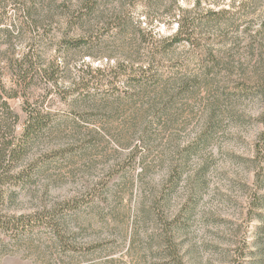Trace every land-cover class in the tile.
Returning a JSON list of instances; mask_svg holds the SVG:
<instances>
[{
	"label": "rangeland",
	"instance_id": "obj_1",
	"mask_svg": "<svg viewBox=\"0 0 264 264\" xmlns=\"http://www.w3.org/2000/svg\"><path fill=\"white\" fill-rule=\"evenodd\" d=\"M240 1L230 25L207 23L204 15L234 0H200L195 10L198 0H96L93 10L92 0H31V16L7 8L0 79L19 115L18 135L28 108L47 114V132L28 161L48 155L31 181L0 201V264H170L158 251L162 225L148 220L145 199L178 157L188 162L168 212L189 208L176 237L185 264H264V155L257 151L264 145V92L258 83L238 89L264 66V2L238 7ZM178 6L201 18L198 30L207 34L200 42L209 36L203 47H214L217 58H199L198 44H178L167 60L193 85L156 88L175 102L149 124L148 100L131 99L129 84L102 85L108 72L98 69L144 60V46L176 33ZM79 36L87 42L61 41ZM29 52L47 65L58 58L57 85L33 70L20 82L13 62ZM73 198L78 207L71 209ZM61 210L64 240L50 225ZM20 215L33 223L18 229Z\"/></svg>",
	"mask_w": 264,
	"mask_h": 264
},
{
	"label": "trees",
	"instance_id": "obj_2",
	"mask_svg": "<svg viewBox=\"0 0 264 264\" xmlns=\"http://www.w3.org/2000/svg\"><path fill=\"white\" fill-rule=\"evenodd\" d=\"M0 8L2 11L0 13V25L4 20V15L7 13V8L15 6L18 10H24L25 14L28 16L32 15L33 11V2L31 0H4ZM235 1L232 3L229 9L222 8L219 10L208 9L204 15L207 23H211L213 20L218 22L225 21L231 23V18L233 22L236 19L238 14L235 7ZM264 0H242L239 2L238 7H244L248 2H257ZM145 2V0H144ZM200 5V0L195 4L194 9ZM97 6L96 0H92V10ZM122 9V8H121ZM1 10V9H0ZM178 11H180V16L176 19L178 28L176 33L173 35L161 38L154 41V43L144 46L146 58L142 61L133 62V59L124 60L120 62L119 60L113 66H109L107 69L99 68L98 70L105 74L108 72L107 77L101 78L100 83L102 85H112L117 83H124L132 85L133 89L129 93L131 99H136L140 95L143 96V101L148 100V105L145 108V119L148 120L149 124H153L163 116V112L166 107L174 103V97H166L167 95L162 96L164 90L160 89L155 91L159 87H173L179 89L189 88L193 84L189 81V77L185 74H181L178 71L174 70L175 63H170L171 61L167 60V56L174 54V51L177 50L176 46L181 43L195 46L196 44L200 45L199 58L204 56L206 53L212 57V59L217 58L215 48L204 49L203 46H208L210 43L207 42L209 36L204 37L205 42L201 43L200 41L203 38L202 35L207 34L205 31H199L200 20L197 15H192V11L184 9L181 6H178ZM176 10V11H177ZM112 13L114 15H121L116 11ZM234 18V19H233ZM25 24V21H23ZM235 32H239L238 26L235 28ZM233 29V32H234ZM208 35L211 34V30L208 31ZM224 31L220 29V37L225 36ZM260 31V30H257ZM240 32H246V30H241ZM218 33V32H217ZM212 36V35H211ZM66 42L67 46H80L87 42V39L83 36L70 39H61V41ZM31 52L24 54L19 58H16L13 62V66L17 69L18 77L20 82H26L28 77H34L32 70L40 76L47 78L50 82L57 85L59 82V73L62 70V63L56 58L55 61H51L50 64H45L41 62L40 55L34 54L33 57L29 58ZM177 62V61H176ZM183 65V64H182ZM19 83V84H21ZM264 92V66L261 68L259 73L249 81V83L242 84L238 86L239 90L245 91L246 88H250L251 84H256ZM80 84V83H79ZM83 90L86 86L81 82ZM84 85V86H83ZM250 85V87H248ZM155 87V88H153ZM240 87V88H239ZM264 95V94H263ZM12 97L8 94L7 89L4 87L2 79H0V201L4 202L10 188L12 186H22L25 185L28 181H31L36 173L40 172L42 166L47 163V155L44 154L41 159L35 160L29 163V156L33 153L34 148L38 146L41 142L44 134L47 132V114L43 112L40 108H28L27 109V118L24 121L23 132L22 134H17V128L20 125L19 115L13 109L9 103V98ZM156 100V101H155ZM157 100L161 102H157ZM148 129V128H147ZM257 151L259 155H264V145H258ZM45 156V157H43ZM179 163L173 161L169 166V175L165 179V183L158 190L153 188L150 190L148 197H146V204L149 205V209L145 212L149 221H152L158 226L162 225L160 233V241L162 244L159 245L158 251L164 256H168L171 260L170 264H185L184 258L180 252L179 244L176 241V237L179 234L178 232L184 231L186 228V218L188 217L189 208L187 204H183V207L179 212L170 217L169 212L171 209V201L176 196L178 192V180L181 178L183 170L180 169L182 164L188 162L187 157H178ZM262 173L257 170L256 176L258 180L261 181ZM197 188V187H195ZM9 190V191H8ZM11 190L10 192H12ZM66 204L72 209L77 208L78 205L75 203L74 198L66 202ZM54 217L50 225L56 230L59 240H64L66 234H68V229L63 223L65 220H61L62 213ZM32 218L27 219L24 215L17 217L15 225L18 229H26L27 226L33 223ZM6 222L0 217V227L4 226Z\"/></svg>",
	"mask_w": 264,
	"mask_h": 264
}]
</instances>
